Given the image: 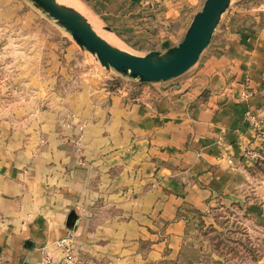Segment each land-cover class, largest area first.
<instances>
[{
    "label": "crops",
    "instance_id": "1",
    "mask_svg": "<svg viewBox=\"0 0 264 264\" xmlns=\"http://www.w3.org/2000/svg\"><path fill=\"white\" fill-rule=\"evenodd\" d=\"M21 8L0 0V45L9 24L31 30L0 51V264L57 259L64 237L74 264H200L197 215L264 188L250 158L264 153V0L229 7L183 77L114 89L70 67L74 47L40 50L34 21L11 19Z\"/></svg>",
    "mask_w": 264,
    "mask_h": 264
},
{
    "label": "rangeland",
    "instance_id": "2",
    "mask_svg": "<svg viewBox=\"0 0 264 264\" xmlns=\"http://www.w3.org/2000/svg\"><path fill=\"white\" fill-rule=\"evenodd\" d=\"M19 1L22 2L21 11H17V16L11 19L22 18L23 21H34L36 29L32 30L37 32L40 50L44 39L51 36L55 46L60 50L62 47H74L70 62L73 70L95 77L101 76L104 78L102 83L109 88H111L110 83H117V87L122 88L140 87L138 82L122 78L114 70L101 67L95 56L81 50L62 28L37 10L31 2L17 0V3ZM244 1L254 3V0ZM58 2L78 11L89 24L91 23L96 34L110 45L136 56H145L151 52L163 53L177 46L205 0H58ZM237 2L239 0H232L229 7ZM16 6L19 7V4ZM226 12L222 18L225 17ZM120 23L130 28L119 30V27L118 29L116 27ZM108 28L110 31L107 30ZM25 29H19L15 23L1 28L4 42L0 45V51L8 55L14 52L13 47L17 50L24 47L25 44L21 41L25 40L21 38L30 35L31 31ZM28 42L30 43L31 40ZM34 43L35 41L33 45ZM210 47L209 44L198 62L184 75L202 62L204 56L211 50ZM4 63L8 66L12 65L13 61ZM256 130L263 149L264 138L261 137V132H264V126ZM250 158L258 164L253 167L254 172L259 174L260 171L255 168H261L259 161L264 159V153L254 152L250 154ZM261 166L264 167V164ZM263 189L258 183H253L245 193L247 196L244 202L216 203L197 215L193 222L192 238L202 250L200 264H258V261L264 258V202L255 201L256 197L264 194ZM252 206L260 207L258 218H255L256 211Z\"/></svg>",
    "mask_w": 264,
    "mask_h": 264
},
{
    "label": "water",
    "instance_id": "3",
    "mask_svg": "<svg viewBox=\"0 0 264 264\" xmlns=\"http://www.w3.org/2000/svg\"><path fill=\"white\" fill-rule=\"evenodd\" d=\"M53 20L76 43L96 57L101 67L114 70L122 78L138 83H163L188 72L209 46L222 16L232 0H205L190 22L182 41L163 53L136 56L110 45L98 36L88 21L75 9L58 0H27ZM110 31V29H107Z\"/></svg>",
    "mask_w": 264,
    "mask_h": 264
},
{
    "label": "built area",
    "instance_id": "4",
    "mask_svg": "<svg viewBox=\"0 0 264 264\" xmlns=\"http://www.w3.org/2000/svg\"><path fill=\"white\" fill-rule=\"evenodd\" d=\"M75 122L71 121L68 123L69 126H73ZM253 126L256 129L260 130L261 127L264 126V122L253 121ZM78 135L73 139V145L77 153L81 154L82 152V137H83V129L84 124L78 123ZM261 137L264 138V132H261ZM55 249L59 251L60 256L57 259H54L50 254H45L44 260L41 264H74L73 257V241L71 237H64L62 239L57 240L54 243Z\"/></svg>",
    "mask_w": 264,
    "mask_h": 264
},
{
    "label": "trees",
    "instance_id": "5",
    "mask_svg": "<svg viewBox=\"0 0 264 264\" xmlns=\"http://www.w3.org/2000/svg\"><path fill=\"white\" fill-rule=\"evenodd\" d=\"M110 85H111V88H116L117 86H118V84L117 83H110ZM113 85H114V87H113Z\"/></svg>",
    "mask_w": 264,
    "mask_h": 264
},
{
    "label": "bare ground",
    "instance_id": "6",
    "mask_svg": "<svg viewBox=\"0 0 264 264\" xmlns=\"http://www.w3.org/2000/svg\"><path fill=\"white\" fill-rule=\"evenodd\" d=\"M91 24V23H90ZM94 28V27H93Z\"/></svg>",
    "mask_w": 264,
    "mask_h": 264
}]
</instances>
